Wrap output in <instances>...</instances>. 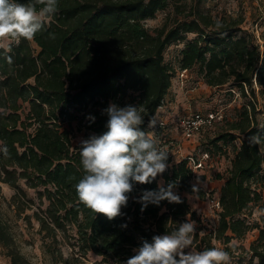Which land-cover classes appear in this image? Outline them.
Returning <instances> with one entry per match:
<instances>
[{
    "label": "trees",
    "instance_id": "trees-1",
    "mask_svg": "<svg viewBox=\"0 0 264 264\" xmlns=\"http://www.w3.org/2000/svg\"><path fill=\"white\" fill-rule=\"evenodd\" d=\"M168 1L58 0L57 12L34 39L12 42L8 52L0 47V149L6 146L8 150L7 156L0 151V182L13 190L14 206L23 201L28 208L32 201L19 180L35 190L40 203L46 202L43 210L32 215L46 237L54 239L56 232L68 237V229L74 230L71 245L76 257L63 259L60 253L51 252L50 264H77L89 252L100 263L124 264L144 240L151 242L153 236L171 232L187 218L196 221L182 194L203 197L204 192L194 184L195 175L185 159L168 157V168L156 180L134 184L127 207L112 220L87 208L75 190L83 170L81 142L72 144L71 123L84 132L86 140L107 131L103 110L109 104L133 105L142 110L140 128L148 133L147 125L170 87L171 68L164 63L163 52L180 42L184 43L179 52L180 70L197 66L207 87L229 84L239 96H250L228 124V131L209 141L214 148L236 139L240 145L219 189L216 230L198 237L200 229L196 228L194 242L198 239L196 247L203 251L214 247L213 239L230 254L236 249L232 240L256 229V238L241 253L249 255L245 264L254 259L264 264V215L252 224L240 218L254 207L264 213V194L251 186L264 177V39L260 49L253 35L240 28L243 18H213L200 8L202 0H196L181 20L150 33L142 22L152 19ZM187 34L195 37L187 40ZM6 56L11 57V64ZM257 96L263 101L260 108ZM126 97L131 99L126 102ZM89 116L95 117L94 122ZM252 136L260 137L261 143L251 145ZM158 180L165 187L178 180L174 191L182 202L164 200L141 212L138 198L144 191L158 190ZM0 246L9 264H33L19 253L1 217ZM240 256L235 259L242 263L245 257Z\"/></svg>",
    "mask_w": 264,
    "mask_h": 264
},
{
    "label": "rangeland",
    "instance_id": "rangeland-1",
    "mask_svg": "<svg viewBox=\"0 0 264 264\" xmlns=\"http://www.w3.org/2000/svg\"><path fill=\"white\" fill-rule=\"evenodd\" d=\"M195 3L196 0H169L163 10L157 11L152 19H146L142 24L144 28L152 33L153 29L160 28L163 24L169 26L175 19L181 20L188 8L195 5ZM200 8L213 18H243L240 28L252 34L254 42L262 49V39H264V0H248L238 3L221 0H202ZM194 37L193 34L186 35L187 40ZM183 45V42L173 43L163 52V61L171 68V79L167 94L163 98L161 106L156 110L155 119L158 123L164 124L162 131H159L161 137L158 139V142L162 145L169 142L172 143L173 147H168L169 149H173L172 157L174 159H177L179 155L188 156L199 152H208L209 160L207 166L200 171H196V179H194V184L203 190L204 196L197 197L195 194H182L190 210L195 214L196 228L200 229L198 237H201L216 230L220 210L211 208L209 199L218 196L221 185L228 177L230 161L234 156L235 148L240 145V140L236 139L232 143H225L224 147L214 148V146L209 144V141L219 134L228 131V124L235 120L239 109L247 102L250 96L247 95V98L239 96L237 90L231 88L229 84L220 88L207 87L203 83L197 66L186 70L182 74V71L179 69V52ZM253 87L255 93H258V89L254 83ZM231 89L234 90V93L230 91ZM130 99L131 97H126L125 101L128 102ZM257 106L259 108L263 106V101L259 96H257ZM193 113H200L203 116L218 114L221 119H215L210 127L201 129L197 134L183 135L177 126L178 121ZM70 129L73 145L78 144L84 139V132L77 131L75 122L71 123ZM154 133L155 131H152L148 134L153 136ZM218 144L221 146L222 143ZM211 150L213 151L211 152ZM261 175L264 176V172ZM199 176H204V179H198ZM158 183H162L161 180H158ZM18 185L25 192L26 198L32 200L31 204L26 208L23 201H20L18 207L14 206L11 203L13 190L0 182V217L6 222L8 231L19 253L33 264H50L51 252H54L55 255L57 252L60 253L63 259L76 257V255H73L76 250L71 245L73 242L71 236H74V230L68 229L67 233H65L68 237H65L61 232H56L54 239L46 237L45 232L39 230L38 223L32 217L33 212H38V209L43 210L45 208L46 202L42 200L43 203H40L35 190L28 189L24 181L19 180ZM251 186L256 187L258 191L264 194V177L252 181ZM20 208H24L23 211ZM260 215H264V213L261 214L254 207L244 215H241L240 218H243L246 223L252 224L259 222ZM27 217L29 218L27 219ZM256 236L257 230L254 229L249 231L242 239L231 241L230 244H233L236 249H231L230 251V264H245L247 262L249 255H244L241 252L243 249H248ZM211 243L214 247L223 248V246L213 239ZM196 246H199L198 239L193 242V247L196 251H200ZM200 248H202V245ZM237 254H240V257H245L241 261L242 263H239L240 260L237 261L235 259ZM0 264H9L5 249L1 246ZM77 264L104 263H100V258L89 252ZM252 264H256L255 259Z\"/></svg>",
    "mask_w": 264,
    "mask_h": 264
},
{
    "label": "clouds",
    "instance_id": "clouds-1",
    "mask_svg": "<svg viewBox=\"0 0 264 264\" xmlns=\"http://www.w3.org/2000/svg\"><path fill=\"white\" fill-rule=\"evenodd\" d=\"M38 5L42 7L37 8ZM57 6L58 0H28L26 3L0 0V47L8 52L12 42L34 39L55 15ZM6 59L12 63L10 56ZM103 114L108 117L107 131L81 141L79 154L83 175L75 190L78 200L87 208L112 220L122 215V208L127 207L134 184L152 183L166 171L169 153L141 130L144 115L138 106L120 107L111 103ZM87 119L94 122L95 117ZM149 127H154V121L149 122ZM249 143L258 145L261 139L252 136ZM0 151L8 155L6 146ZM177 184L178 180L169 182L167 187L160 183L158 190L144 191L137 200L142 205L141 212L150 204L159 206L164 200L181 203L174 191ZM195 232V222L187 218L171 232L155 235L151 242L144 240L124 264H230V255L222 248L196 251L193 247Z\"/></svg>",
    "mask_w": 264,
    "mask_h": 264
},
{
    "label": "built area",
    "instance_id": "built-area-1",
    "mask_svg": "<svg viewBox=\"0 0 264 264\" xmlns=\"http://www.w3.org/2000/svg\"><path fill=\"white\" fill-rule=\"evenodd\" d=\"M221 1L238 3V2H245L248 0H221ZM181 71H182V74H184L186 72V70H181ZM230 91L232 93H234L233 89H231ZM237 93H238V91H237ZM215 119H217V120L221 119L220 115L216 114V115L203 116L200 113H193V114H190V115L180 119L178 121L177 126L183 135H186V136L187 135H193V134L199 133L200 130L205 128V127H210L213 124V122L215 121ZM152 121H154V127H149V124H148L147 125V131H148V133L155 131V133L152 136L153 139L157 142L160 149H162L168 153L170 151L168 157L172 161L185 159L187 162V166L191 170L193 175H195L196 171H200L207 166V164H208L207 162L209 160L208 152L207 153L206 152H199V153L191 154L188 156H180L179 155V157L177 159L176 158L174 159L172 157L173 149H169V147H168V146L173 147L172 143L169 142L168 144L162 145V144H159V142H158V139L161 137L159 130L164 128L163 127L164 124L161 122L158 123L155 118ZM171 151H172V153H171ZM209 203H210L211 208H213L214 210H220V204H219V197L218 196L210 198Z\"/></svg>",
    "mask_w": 264,
    "mask_h": 264
},
{
    "label": "crops",
    "instance_id": "crops-1",
    "mask_svg": "<svg viewBox=\"0 0 264 264\" xmlns=\"http://www.w3.org/2000/svg\"><path fill=\"white\" fill-rule=\"evenodd\" d=\"M156 114H157V112H156ZM156 116V115H155ZM155 118V117H154ZM160 131V130H159ZM161 131H162V129H161Z\"/></svg>",
    "mask_w": 264,
    "mask_h": 264
}]
</instances>
